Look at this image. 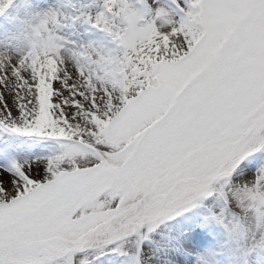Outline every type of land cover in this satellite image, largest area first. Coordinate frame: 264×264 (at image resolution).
Returning <instances> with one entry per match:
<instances>
[{"label": "snow or ice", "instance_id": "obj_1", "mask_svg": "<svg viewBox=\"0 0 264 264\" xmlns=\"http://www.w3.org/2000/svg\"><path fill=\"white\" fill-rule=\"evenodd\" d=\"M34 33L0 54V264H214L228 190L264 201V0H51Z\"/></svg>", "mask_w": 264, "mask_h": 264}, {"label": "rangeland", "instance_id": "obj_2", "mask_svg": "<svg viewBox=\"0 0 264 264\" xmlns=\"http://www.w3.org/2000/svg\"><path fill=\"white\" fill-rule=\"evenodd\" d=\"M49 3L51 0H12L9 7L0 11V54L17 42L21 48L29 49V40L35 35L37 14ZM28 4L33 7H27ZM31 151L39 154L41 150L35 147ZM228 195L232 201H243L241 210L236 216L225 215L217 221L213 239L206 248L219 253L221 258L214 256V264H249L256 249L264 245V201L258 196L248 199L247 193L235 186L228 190ZM214 242L218 248L212 247Z\"/></svg>", "mask_w": 264, "mask_h": 264}, {"label": "bare ground", "instance_id": "obj_3", "mask_svg": "<svg viewBox=\"0 0 264 264\" xmlns=\"http://www.w3.org/2000/svg\"><path fill=\"white\" fill-rule=\"evenodd\" d=\"M214 241H215V240H214ZM212 247H216V248H218L217 243L214 242V245H213ZM214 254H215L214 256L217 257V259L221 258L220 255H219V253L215 252Z\"/></svg>", "mask_w": 264, "mask_h": 264}]
</instances>
